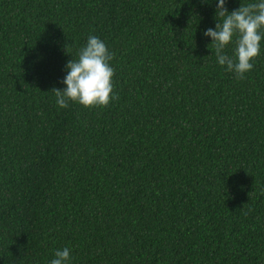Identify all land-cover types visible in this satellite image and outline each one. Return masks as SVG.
<instances>
[{"label": "trees", "instance_id": "obj_1", "mask_svg": "<svg viewBox=\"0 0 264 264\" xmlns=\"http://www.w3.org/2000/svg\"><path fill=\"white\" fill-rule=\"evenodd\" d=\"M214 8L0 0V264L64 247L72 264H264V40L243 79L224 71L201 35ZM89 35L117 98L59 109Z\"/></svg>", "mask_w": 264, "mask_h": 264}, {"label": "clouds", "instance_id": "obj_2", "mask_svg": "<svg viewBox=\"0 0 264 264\" xmlns=\"http://www.w3.org/2000/svg\"><path fill=\"white\" fill-rule=\"evenodd\" d=\"M201 3L209 6L215 4L214 19L217 22L214 28L204 29L201 35L210 40L216 63L224 71L243 79L252 70L255 57L261 51V41L264 40V0L240 3L232 11L225 6L227 0H201ZM229 46L231 55L225 51ZM112 60L113 53L103 40L96 35L87 36L76 57L71 56L64 65L65 75L60 81L64 87L51 90L55 105L64 109L69 102H74L84 107H94L106 106L110 100H115ZM47 264H72L70 249L54 250Z\"/></svg>", "mask_w": 264, "mask_h": 264}]
</instances>
